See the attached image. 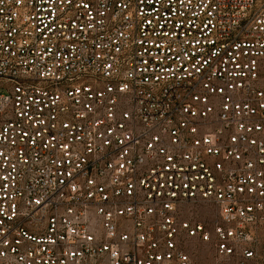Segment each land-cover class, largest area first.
<instances>
[{"label": "built area", "instance_id": "built-area-1", "mask_svg": "<svg viewBox=\"0 0 264 264\" xmlns=\"http://www.w3.org/2000/svg\"><path fill=\"white\" fill-rule=\"evenodd\" d=\"M0 264H264V0H0Z\"/></svg>", "mask_w": 264, "mask_h": 264}, {"label": "snow or ice", "instance_id": "snow-or-ice-1", "mask_svg": "<svg viewBox=\"0 0 264 264\" xmlns=\"http://www.w3.org/2000/svg\"><path fill=\"white\" fill-rule=\"evenodd\" d=\"M205 239H207V237H205Z\"/></svg>", "mask_w": 264, "mask_h": 264}]
</instances>
